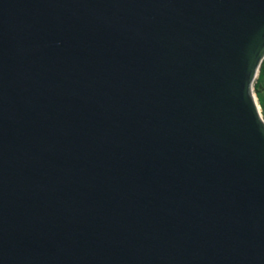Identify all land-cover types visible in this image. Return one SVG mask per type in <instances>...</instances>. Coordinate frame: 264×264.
<instances>
[{
	"label": "water",
	"instance_id": "1",
	"mask_svg": "<svg viewBox=\"0 0 264 264\" xmlns=\"http://www.w3.org/2000/svg\"><path fill=\"white\" fill-rule=\"evenodd\" d=\"M264 0H0V264H264Z\"/></svg>",
	"mask_w": 264,
	"mask_h": 264
},
{
	"label": "trees",
	"instance_id": "2",
	"mask_svg": "<svg viewBox=\"0 0 264 264\" xmlns=\"http://www.w3.org/2000/svg\"><path fill=\"white\" fill-rule=\"evenodd\" d=\"M264 77V60L262 62V65H261V70H260V74L255 82V85H254V90L255 92L259 93L260 89L262 88V85H261V79ZM263 116H264V109H263V112H262Z\"/></svg>",
	"mask_w": 264,
	"mask_h": 264
},
{
	"label": "rangeland",
	"instance_id": "3",
	"mask_svg": "<svg viewBox=\"0 0 264 264\" xmlns=\"http://www.w3.org/2000/svg\"><path fill=\"white\" fill-rule=\"evenodd\" d=\"M254 92H255V90H254ZM255 95H256L257 101H258V103L260 105L261 112H263V109H264V94L263 93L259 94V93L255 92Z\"/></svg>",
	"mask_w": 264,
	"mask_h": 264
},
{
	"label": "crops",
	"instance_id": "4",
	"mask_svg": "<svg viewBox=\"0 0 264 264\" xmlns=\"http://www.w3.org/2000/svg\"><path fill=\"white\" fill-rule=\"evenodd\" d=\"M262 79H261L262 88L260 89L259 94H262V93L264 94V77Z\"/></svg>",
	"mask_w": 264,
	"mask_h": 264
}]
</instances>
